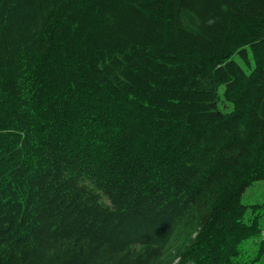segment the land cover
I'll use <instances>...</instances> for the list:
<instances>
[{"label": "trees", "instance_id": "1", "mask_svg": "<svg viewBox=\"0 0 264 264\" xmlns=\"http://www.w3.org/2000/svg\"><path fill=\"white\" fill-rule=\"evenodd\" d=\"M255 181L264 0H0V264H260Z\"/></svg>", "mask_w": 264, "mask_h": 264}, {"label": "rangeland", "instance_id": "2", "mask_svg": "<svg viewBox=\"0 0 264 264\" xmlns=\"http://www.w3.org/2000/svg\"><path fill=\"white\" fill-rule=\"evenodd\" d=\"M241 66L246 72H249V67L240 62ZM218 95L220 96L218 101V107L223 112L231 110V103L224 101L223 99V86L218 88ZM242 202L247 204L248 211L245 215V221L249 222L250 219L257 216L259 226L263 229V233L257 237H251L244 240L239 248L240 252L236 257L237 260H252L260 264H264V254L259 255L261 241H264V181H255L244 191L242 195Z\"/></svg>", "mask_w": 264, "mask_h": 264}]
</instances>
